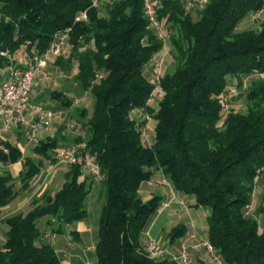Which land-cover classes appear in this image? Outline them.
<instances>
[{
    "label": "trees",
    "instance_id": "trees-1",
    "mask_svg": "<svg viewBox=\"0 0 264 264\" xmlns=\"http://www.w3.org/2000/svg\"><path fill=\"white\" fill-rule=\"evenodd\" d=\"M92 2L0 0V68L11 63L1 51L23 50L33 60L56 33L68 31L69 55L55 63L67 73L76 65L73 79L95 98L92 115L80 121L104 174L97 264H177L145 253L143 234L166 200L155 194L144 201L139 190L156 170L193 197L195 206L210 208L207 239L226 264H264V230L256 217H264V171L258 173L264 167V79L254 77L242 89L245 77L264 71V18L258 27L239 28L260 14L264 0H207L195 11L184 0H162L158 13L173 46L174 68L161 76L163 96L153 105L148 101L156 84L145 69L164 43L146 28L144 0H112L97 8ZM86 9L89 19L76 21ZM230 79L239 88L235 99L245 101L244 112H226L223 93L233 85ZM73 102L64 96V105ZM145 115L155 121L151 146L142 140ZM58 145L56 137L36 148L50 157ZM8 147L0 159H18L19 150ZM25 167L20 190L43 163L27 158ZM93 183L82 166H68L60 190L28 213L8 218L0 264H63L43 236L52 218L73 223L86 217ZM258 184L261 203L249 215ZM18 191L12 175L0 174V205ZM185 234L179 225L170 238Z\"/></svg>",
    "mask_w": 264,
    "mask_h": 264
},
{
    "label": "crops",
    "instance_id": "crops-1",
    "mask_svg": "<svg viewBox=\"0 0 264 264\" xmlns=\"http://www.w3.org/2000/svg\"><path fill=\"white\" fill-rule=\"evenodd\" d=\"M11 55V63L3 68H0V81L6 77L11 65L14 64L22 68H27L32 64L31 57L27 52L23 50H20L17 53ZM64 55L65 57H67L66 54ZM56 58L57 57H53L51 61L49 60V65L45 68L44 77L42 78L40 85L36 87L32 92L30 99L32 104L42 106L45 109L46 113L51 112L53 116H60L58 114L62 113L63 115V113H65L66 111L71 112V108H74V104L73 106L68 107L63 103L64 96L69 98L66 91L70 84H72L74 79L73 75L64 72L61 67L57 63H55ZM145 73L151 81H154V65L147 66L145 69ZM65 79H67L68 81L67 87L65 84ZM235 93H237V87L235 88V86H233L223 93V97L226 98V96H232L235 95ZM38 118L39 117H35L32 114V109L27 110L24 114L19 115L18 118L12 123L11 127L7 131L3 132V134L0 136V151L8 154V146H11L16 147L21 154L20 157L16 160L0 159V174L12 175L15 182V188L19 190L13 200L4 205H0V250L4 249V245L9 237V227L6 223V220L11 216L19 213H28L33 209L35 205L42 203L47 196L53 195L56 193V191L60 190L65 183L68 167L63 168L61 165H58V163L60 162L58 159L59 150L67 144L76 141V139L80 136L85 140L84 136L82 135L77 136L73 140L65 138V124L57 123L58 121L52 122L47 126H41L33 136L31 124H33L34 119L38 120ZM62 119L63 118L60 117V119L57 120ZM80 123L81 121H79L78 126L81 129ZM56 137L59 138V145L54 150L51 149L54 154L49 153L51 155L50 157L44 156L37 151L36 147L40 143L49 141ZM27 158H32L36 163L42 161L43 167L41 168L40 172L31 180L30 185L25 190H20L22 184L20 181V177L21 173L26 168L25 161ZM160 174L164 176L161 170H156L150 180L142 183L139 194L144 201L151 199L155 194L159 192L158 187L164 185L162 182H159L157 184V181L159 180L158 176ZM85 175L87 176L88 174L85 172ZM94 184L97 183L94 182L92 184L91 192L87 200H89L94 191ZM103 194L104 192L102 189L101 197L103 196ZM190 198L192 199L193 197ZM164 199L166 200V203L170 201V198ZM193 200L195 203L194 198ZM101 205L102 199L100 204L98 205V225L96 224V219L92 222L88 218V208L85 218L73 223H66L65 226L68 228L67 231H70L71 233V235L69 234L68 236L69 243L72 244L74 239L78 243L83 244V241L87 237L92 236L91 238H93V242L90 246H88V249L96 251V244L99 240V217ZM57 221L58 220L56 218H52V225H50V229H46L45 235L43 236V242L51 244L55 249L58 248V232L63 233V223H61L60 221H58L59 226L57 228L59 230H55L56 228H54V222ZM207 231L203 233L201 232V230L197 229V227L191 224L188 228L186 227L185 236H182L177 240H171L170 233L167 235V237L161 238L153 236L151 230H147V232H149L153 238L157 239L161 244L175 253H179L185 246L188 254L193 258V264H208L206 262L208 256H212L213 260H215L214 254L209 253L203 246H197L200 239L207 238ZM147 239V235H144L143 240L146 241ZM68 248H70V246H67L65 248V251L67 253ZM216 254L218 253L216 252ZM215 264H217V262Z\"/></svg>",
    "mask_w": 264,
    "mask_h": 264
},
{
    "label": "rangeland",
    "instance_id": "rangeland-1",
    "mask_svg": "<svg viewBox=\"0 0 264 264\" xmlns=\"http://www.w3.org/2000/svg\"><path fill=\"white\" fill-rule=\"evenodd\" d=\"M264 18V13L259 14L257 16H249L241 25L240 30L248 29V28H255L258 27L261 21ZM169 34H167L168 36ZM167 45H165L164 49L157 53L153 59L149 62V65H154V71H160L163 75L168 71H172L174 68V56L172 54L173 46L170 43V38L167 37ZM70 46L66 43L63 47V53L67 56L69 55ZM9 52V51H8ZM10 53V52H9ZM12 54V53H10ZM59 57V56H58ZM53 57L49 60L51 61ZM158 63H162L161 67L158 66ZM77 70V66L74 65L73 69L71 70V75H74ZM231 82V79L229 80ZM233 81V80H232ZM235 81V80H234ZM231 82V87L236 82ZM66 87L68 85L67 79H65ZM67 94L71 100H73L74 108H71V112L66 111L65 113L58 114L60 116H53V115H46L45 116V123H42L41 126L50 125L52 122L58 121L57 123H64L65 124V138L67 139H75L77 136L82 135L84 136L85 140H88L89 133L85 132V129L79 128V121L83 120V118H87L92 115L94 105H95V98L91 90H86L83 84L79 81L73 80L72 84L67 89ZM237 89V93L232 96H226L224 98L226 102V112H229L231 109L236 111L244 112L246 110V104L243 99H235V97L239 94ZM157 102H151V105L156 104ZM73 104L71 106H73ZM37 106L36 104H33ZM86 110V116L82 117V112ZM32 114L35 117L42 116L41 112L37 111L36 109H32ZM137 116V112L134 113ZM63 118L62 120H57ZM79 120V121H78ZM37 119H34L35 123ZM48 122V123H46ZM81 124V123H80ZM154 126L155 121L153 119L148 120V124L146 126V136H142V139L145 138V143L147 145V141L151 138L153 139L154 136ZM83 132H82V131ZM59 142V138H58ZM50 154H54L52 150L49 151ZM58 165H61L63 168H67L68 166L62 162H59ZM159 182H162V185L159 188V192L157 194L163 196V198H170V201L162 207V209L153 217L151 224L146 229L151 230L153 236L165 238L167 235L173 230L174 227L179 225H183L185 227H189V225L193 224L197 229L201 230V232L205 233L208 228V221L207 216L210 213V208L208 206H194V200L190 197L184 196L182 192L176 190L172 184L167 180L165 176L161 174L158 176ZM262 186L257 185L254 195L253 201L248 209V214L251 215L257 207L261 203V195ZM101 192H102V185L97 183L94 184V191L86 201V207L89 211L88 218L90 221H94L96 219V224L98 225V214L99 212V204L101 202ZM88 199V198H87ZM260 222L261 230H264V217L256 216ZM63 223V233L58 232V248L56 251L58 252L60 259L63 264H97V254L95 250L88 249V246L92 244V236L87 237L83 244L78 243L76 240L73 239V243H69L68 236L71 235L70 231H67L68 228L65 226L66 223ZM59 222H54V228H58ZM153 227V228H152ZM50 229V228H49ZM146 231L143 234L146 235ZM45 235V234H44ZM205 238L200 239L202 241ZM199 241V242H200ZM68 248V253L65 251V248ZM85 250V251H84ZM208 264H215L216 261L213 260V257L208 256L207 261Z\"/></svg>",
    "mask_w": 264,
    "mask_h": 264
},
{
    "label": "built area",
    "instance_id": "built-area-1",
    "mask_svg": "<svg viewBox=\"0 0 264 264\" xmlns=\"http://www.w3.org/2000/svg\"><path fill=\"white\" fill-rule=\"evenodd\" d=\"M112 0H93L92 7H101L105 2ZM185 7L188 11H195L203 7L207 0H184ZM162 0H144V13L147 19L146 28L157 36V38L167 45V33L165 32L164 22L159 18V8L161 7ZM264 13V9L260 14ZM89 19L88 9L80 12L76 16V21H87ZM68 39V31L58 32L52 41L49 48L43 54H36L32 60L30 67L22 68L16 65H11L6 77L0 81V136L3 132L7 131L12 123L18 118L19 115L24 114L27 110L36 109L41 112L42 116L31 124L32 135L34 136L39 126L45 123V116L52 115L51 112L46 113L42 106H35L31 102V94L36 87L40 85L44 77L45 68L49 65L51 57H58L63 54V47ZM1 55L8 57L12 60V55L8 51H1ZM162 63H158L161 67ZM162 74L156 70L154 82L156 84L148 103L159 100L163 96V90L160 85ZM103 75L99 74L98 79ZM258 77L264 79V71L249 75L245 77L242 89L248 88L251 79ZM97 79V80H98ZM93 83H96L94 81ZM239 91V88H237ZM239 93V92H238ZM227 108V106H226ZM145 117L150 120L149 115ZM48 123V122H46ZM146 127L143 130L142 136H146ZM145 143V138L142 139ZM147 146L152 145V139L147 141ZM146 144V143H145ZM59 161L67 166L79 165L82 166L84 171L91 177L95 183H101L104 180V174L97 159V155L88 147L85 140L73 141L59 150ZM264 171V167L258 169V173ZM255 181L258 183L259 175L256 176ZM165 202L163 205H166ZM148 239L144 241L146 255L155 261L162 259H172L177 264H193V258L188 254L186 247L179 253L171 251L169 248L161 244L157 239L153 238L149 232L146 231ZM198 247L203 246L209 253L215 255L217 264H226L220 255L216 254V249L213 244L207 239H203L197 244Z\"/></svg>",
    "mask_w": 264,
    "mask_h": 264
}]
</instances>
